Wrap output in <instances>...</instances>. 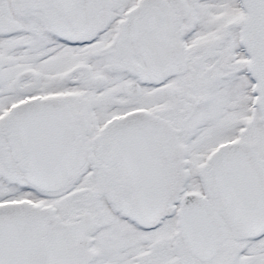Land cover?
I'll use <instances>...</instances> for the list:
<instances>
[{
  "label": "snow or ice",
  "instance_id": "obj_1",
  "mask_svg": "<svg viewBox=\"0 0 264 264\" xmlns=\"http://www.w3.org/2000/svg\"><path fill=\"white\" fill-rule=\"evenodd\" d=\"M0 264H264V0H0Z\"/></svg>",
  "mask_w": 264,
  "mask_h": 264
}]
</instances>
